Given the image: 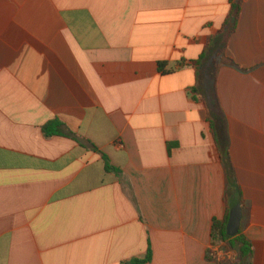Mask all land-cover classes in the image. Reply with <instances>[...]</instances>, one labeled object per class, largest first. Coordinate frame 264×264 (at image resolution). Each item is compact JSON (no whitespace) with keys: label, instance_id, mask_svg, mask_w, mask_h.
I'll return each mask as SVG.
<instances>
[{"label":"crops","instance_id":"obj_1","mask_svg":"<svg viewBox=\"0 0 264 264\" xmlns=\"http://www.w3.org/2000/svg\"><path fill=\"white\" fill-rule=\"evenodd\" d=\"M231 9L0 0V264H126L149 249L151 264H219L212 227L228 205L216 137L264 264V0H244L220 34ZM54 120L83 142L46 137Z\"/></svg>","mask_w":264,"mask_h":264},{"label":"trees","instance_id":"obj_2","mask_svg":"<svg viewBox=\"0 0 264 264\" xmlns=\"http://www.w3.org/2000/svg\"><path fill=\"white\" fill-rule=\"evenodd\" d=\"M244 0H231V13L230 16L228 17L224 29L220 34L226 33V35L231 34L234 32L239 15L241 13V8H242V3ZM222 50L219 52V54H222ZM209 52H205L202 57L200 58L199 61L194 62V66H197L199 68V65H201V62H205L206 58L208 56ZM220 55L218 57L220 58ZM217 57V58H218ZM217 62L213 64L214 68L217 67ZM161 69L166 67V63H163L161 66ZM201 70L198 69V79H201V75H199V72ZM216 78V74L210 75L209 79L212 81ZM199 81V80H198ZM194 93H198V88H194L192 90ZM64 125L58 121L54 120L47 125L44 126L43 132L46 137H52V136H58V135H65L69 138H72L79 142L80 144L83 142L81 141L76 135L73 133H67L64 134L62 133V128ZM216 143L219 149L220 153V159L224 165V168L226 170V175H227V188H226V193H225V202L228 205V210L226 214V218L224 221L219 222L215 220L213 222V227H212V247L217 248L220 247L221 250H223L226 254H235L237 262L235 261H220V264H254V246L252 242L246 237L245 235V229L244 227H241L239 230L238 234L235 237H231L228 234V224H229V218H230V208L229 206L232 204L233 201H238L241 203L243 206V194L241 187L238 184L237 177L234 171V167L232 164V160L230 157V153L228 148H225L223 145L220 144L219 140L216 137ZM91 145L90 143H88ZM93 149L95 147H92ZM106 160V159H105ZM106 169L108 171H111V167L109 163L106 160ZM212 255V251L208 252V260L209 261H214V258ZM152 262V251L149 249L147 256L145 259L142 260H133L129 263L126 264H151Z\"/></svg>","mask_w":264,"mask_h":264},{"label":"water","instance_id":"obj_3","mask_svg":"<svg viewBox=\"0 0 264 264\" xmlns=\"http://www.w3.org/2000/svg\"><path fill=\"white\" fill-rule=\"evenodd\" d=\"M243 220L242 205L238 201H233L230 205V218L228 224V234L231 237H235L241 229Z\"/></svg>","mask_w":264,"mask_h":264},{"label":"rangeland","instance_id":"obj_4","mask_svg":"<svg viewBox=\"0 0 264 264\" xmlns=\"http://www.w3.org/2000/svg\"><path fill=\"white\" fill-rule=\"evenodd\" d=\"M205 79H206V81L203 82L204 90H207L209 92L208 95H211V91L210 90L212 89L211 88L212 82L206 76H205ZM217 248H219L218 251H219L220 256H219V258H217L218 260L215 259V261H217L219 264H220V261H223V260L224 261L228 260V261H235V262H237V259H236V255L235 254H226L223 250L220 249V247H217ZM211 256H213V254ZM213 258H214V256H213Z\"/></svg>","mask_w":264,"mask_h":264}]
</instances>
